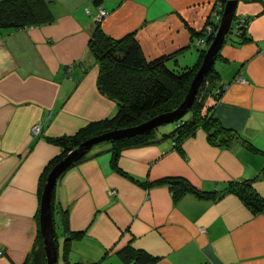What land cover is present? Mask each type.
<instances>
[{
    "label": "crops",
    "instance_id": "obj_1",
    "mask_svg": "<svg viewBox=\"0 0 264 264\" xmlns=\"http://www.w3.org/2000/svg\"><path fill=\"white\" fill-rule=\"evenodd\" d=\"M219 3L102 0L107 14L100 25L113 38L134 32L148 59L175 53L169 66L175 59L192 65L198 56L185 53ZM50 6L53 24L0 31V264H22L33 249L40 177L60 153L46 138L73 134L117 108L97 89L98 65L88 49L97 6L93 0H51ZM235 13L247 21L248 39L234 44L231 35L220 50L216 68L226 87L213 115L264 150V0H238ZM36 124L41 129L34 135ZM163 133L121 151L125 176L111 166L108 149H100L58 179L54 201L66 214L67 235L82 232L65 246L63 233L58 236L60 264L63 252L69 262L124 264L117 255L124 247L145 250L156 257L151 264H264V211L252 213L233 193L213 199L187 192L174 200L167 184H140L182 178L214 191L229 180L251 179L264 198V155L239 140L211 144L201 129L179 151Z\"/></svg>",
    "mask_w": 264,
    "mask_h": 264
},
{
    "label": "trees",
    "instance_id": "obj_2",
    "mask_svg": "<svg viewBox=\"0 0 264 264\" xmlns=\"http://www.w3.org/2000/svg\"><path fill=\"white\" fill-rule=\"evenodd\" d=\"M50 2L51 0H0V31L10 32L21 28L53 24L55 15ZM93 2L97 8H103L101 6L102 0H93ZM225 2L226 0H220V8L217 11L219 17L214 19L212 32L205 34V47H207L208 40L218 26L217 23L219 21L217 20L221 16ZM246 25L247 21L245 19L235 16L225 42L234 36L235 39L231 41L234 44H241L247 41ZM194 35L198 37V33ZM88 49L95 57L98 65L97 89L102 95L115 102L116 112L110 117L85 124L73 134L46 138L48 142L59 146L60 153L50 160L42 172L40 177L41 190L46 175L52 166L82 141L104 132L138 125L156 115L176 108L184 99L190 82L201 65L206 51V48L197 49L198 59L193 65L181 66L175 59V64L169 66L168 60L173 57L172 55L148 59L143 54L141 45L133 32L126 33L120 38H113L103 31L99 22L95 23L88 42ZM220 57L219 52L216 60ZM224 87L225 84L221 81L219 71L215 67L214 62L206 73L192 106L180 119L173 122L175 124L174 129L168 133H163L162 136L170 138L173 147L181 151L182 142L198 129H201L205 132L206 138L211 144L228 147L234 141L239 140L247 149L264 155V150L241 138L237 132L223 126L214 117L213 110L224 92ZM187 115H189L188 118H186ZM158 127L141 134L107 142L110 145L108 151L110 153V164L113 169L125 176V173L118 165L121 151L127 147L152 143L155 140V130ZM93 148L69 168L96 154L92 153ZM262 173H264V166L259 174ZM140 184L144 186L167 184L174 200H177L187 192L194 193L199 197L213 199L221 197L223 194L233 193L241 199L252 213L264 211V198L253 188L251 179L229 180L225 188L214 191L198 190L182 178H162L156 181H141ZM54 197L55 188L52 192L55 241L58 246V235L63 233L65 239L62 244L65 246L69 239L79 237L82 232L71 231V234L67 235L69 228L66 214H63L64 211L62 210L63 226L61 233L58 234L59 223L56 214L58 206L54 201ZM63 250L65 251L66 248ZM117 255L124 264H151L156 259V257L145 250L132 247L120 249ZM62 259L63 264H98V262H69L65 258L64 252L62 253ZM22 264H46L39 229L33 249Z\"/></svg>",
    "mask_w": 264,
    "mask_h": 264
},
{
    "label": "water",
    "instance_id": "obj_3",
    "mask_svg": "<svg viewBox=\"0 0 264 264\" xmlns=\"http://www.w3.org/2000/svg\"><path fill=\"white\" fill-rule=\"evenodd\" d=\"M237 3L238 0H226L221 12L217 29L208 48L205 51L202 63L190 82L184 99L176 108L169 112L156 115L138 125L104 132L102 134L87 138L78 144L74 149L70 150L49 170L41 192L38 215V229L42 238V248L44 251L46 264H57L58 262V249L55 241V229L53 223L52 192L60 175L74 162L78 161L81 157L87 154L97 144L141 134L160 125L172 123L180 119L192 106L206 73L215 62L217 54L220 52L223 44L225 43L226 36L230 32L233 19L236 16L235 12ZM56 214L59 223V232L61 233L63 226V216L62 210L59 207L56 208Z\"/></svg>",
    "mask_w": 264,
    "mask_h": 264
},
{
    "label": "rangeland",
    "instance_id": "obj_4",
    "mask_svg": "<svg viewBox=\"0 0 264 264\" xmlns=\"http://www.w3.org/2000/svg\"><path fill=\"white\" fill-rule=\"evenodd\" d=\"M220 4V3H219ZM99 10V8H97V15H96V22H99L100 23V21L106 16V14H107V12H106V10L105 9H102V12H100V11H98ZM215 12H216V10H214ZM215 12H211V14H210V17L206 20V22H205V24H204V26L200 29V31L198 32V37H195V39H194V43H193V46L192 47H190L189 49H187V51H186V53H185V56H188L189 57V54L190 53H194V55H195V58L198 56V50L197 49H204V48H208V46H209V44H210V42H211V40H212V38H213V35H214V33L212 34V37L208 40V39H206V40H208V44H207V47H205V44H204V42H202V43H200L201 41H202V39H204L205 40V34L209 31L208 29H212L213 28V23H214V21H213V19L212 18H217L216 17V15H213ZM220 19V18H219ZM217 25H218V23H217ZM247 26V25H246ZM217 29V28H216ZM216 29H215V31H216ZM134 33V32H133ZM209 33V32H208ZM170 55H172L173 57H171V58H174V56H175V53H172V54H170ZM163 56H169V55H163ZM160 57V56H159ZM173 62V61H172ZM181 63V62H180ZM192 63V62H191ZM216 64H217V62L215 63V67H216ZM193 65V64H192ZM181 66H184L183 64H181ZM235 81L236 82H238L237 81V78H235ZM225 87H226V85H225ZM225 87H224V89H225ZM189 117V115H187L186 116V118H188ZM174 126H175V124L172 122V123H167V124H163V125H160L156 130H155V132H159V131H163V132H165V133H168L169 131H171V130H173L174 129ZM109 143H107V142H102V143H100V144H97L96 146H94V148H93V151H95V150H100V149H102V150H105L104 152H103V154H107L108 152H107V149L109 148ZM57 232H58V234H60V232H59V230H57ZM59 236V235H58ZM62 239V237H59L58 238V240L60 241ZM57 264H60L59 262H57Z\"/></svg>",
    "mask_w": 264,
    "mask_h": 264
},
{
    "label": "built area",
    "instance_id": "obj_5",
    "mask_svg": "<svg viewBox=\"0 0 264 264\" xmlns=\"http://www.w3.org/2000/svg\"><path fill=\"white\" fill-rule=\"evenodd\" d=\"M102 9H103V8H99L98 11L102 12ZM102 13H103V12H102ZM213 15H216L217 18L219 17V14H218L217 12H215ZM208 30H209V31H208L209 33L212 32L211 29H208ZM208 32H207V33H208ZM202 42H204V39H202V41H201L200 43H202ZM237 81H238L239 83H244V82H246V80H245L243 77H238V78H237ZM40 129H41V126H40L39 124H36V125H34V126L32 127L31 132H32V134L36 135V134H38V133L40 132ZM113 193H114V191H111V194H113Z\"/></svg>",
    "mask_w": 264,
    "mask_h": 264
}]
</instances>
